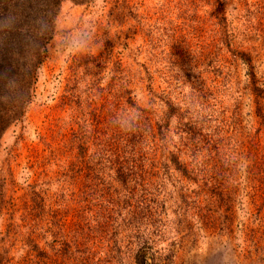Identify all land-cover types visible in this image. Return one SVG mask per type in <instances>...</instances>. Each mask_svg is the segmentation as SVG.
<instances>
[{
	"label": "rangeland",
	"instance_id": "obj_1",
	"mask_svg": "<svg viewBox=\"0 0 264 264\" xmlns=\"http://www.w3.org/2000/svg\"><path fill=\"white\" fill-rule=\"evenodd\" d=\"M225 39L227 46L218 45ZM113 53L123 58L133 81L142 80L138 87L148 85L141 66L156 61L150 65L151 87L160 93L170 85L174 94L193 97L211 140L203 153L176 151L164 142L145 152L146 171H158L160 177L157 198L163 211L152 217V226L147 221L140 228L145 229L143 264H264V123L242 92L246 70L239 58V53L248 56L264 86V0L63 2L22 123L10 125L0 139L8 203L0 231L11 214H22L26 184L44 186L52 196L47 205L61 203L59 212L69 228L80 181L65 178L76 162L66 145L84 106L110 120ZM164 65L166 74L155 73ZM183 73H190L191 82ZM172 154L181 168L192 171L190 178L168 164ZM202 170L211 187L221 183L222 195L212 192L198 203L194 183L201 176L193 175ZM205 205L209 219L202 228L193 214Z\"/></svg>",
	"mask_w": 264,
	"mask_h": 264
},
{
	"label": "trees",
	"instance_id": "obj_2",
	"mask_svg": "<svg viewBox=\"0 0 264 264\" xmlns=\"http://www.w3.org/2000/svg\"><path fill=\"white\" fill-rule=\"evenodd\" d=\"M65 1L82 5L91 0H0V139L10 125L22 123L33 95L35 72L44 61L46 45L54 37L56 17ZM218 45L227 46L226 39ZM239 58L246 70L242 92L251 99L255 117L264 123V86L248 56L239 53ZM148 62L149 65L141 66L147 70L144 79L148 85L138 87L142 80L133 81L123 58L113 53L110 120L100 112H89V105L82 109L78 130L72 131L66 145L76 155V162L65 178L80 181L69 228L64 221L66 215L59 212L61 203L55 200L47 205L52 198L47 189L26 184L22 214L18 218L11 214L5 230L0 231V264H120L129 260L143 264L139 255L146 243L145 229L140 228L147 221L152 226V217L163 211L157 198L160 177L158 171H146L145 152L148 147L158 149L164 142L176 151L203 153L211 144L204 125L207 119L199 121L193 97L174 94L170 85L157 93L151 87L154 74L150 72V65L156 61ZM157 71L167 73L165 65ZM201 74L200 71L198 75ZM182 77L191 82L190 73H183ZM174 80L176 85L178 81ZM133 110L140 114L138 120L134 119ZM238 111L235 104L236 115ZM123 117L134 120V130L123 131ZM172 137H176L175 143L171 142ZM171 156L168 164L182 169L183 176L190 178L192 171L181 168L176 156ZM193 176H201L194 183L196 202L200 198L207 200L212 192L222 195L221 183L211 187V180L205 179L207 171ZM6 186L0 174V224L2 210L8 206ZM185 198L181 196L182 200ZM208 212V205L197 207L193 217L199 227L205 228Z\"/></svg>",
	"mask_w": 264,
	"mask_h": 264
},
{
	"label": "clouds",
	"instance_id": "obj_3",
	"mask_svg": "<svg viewBox=\"0 0 264 264\" xmlns=\"http://www.w3.org/2000/svg\"><path fill=\"white\" fill-rule=\"evenodd\" d=\"M133 114L135 120H138L140 118V114L138 112H135V110H133ZM122 125H123V131L125 132L132 131L134 130L135 127L133 119H126L124 117L122 118Z\"/></svg>",
	"mask_w": 264,
	"mask_h": 264
}]
</instances>
